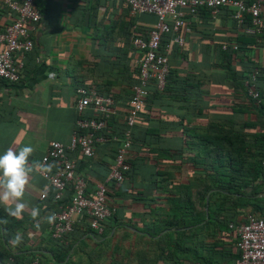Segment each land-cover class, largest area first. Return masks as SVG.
Wrapping results in <instances>:
<instances>
[{"label": "trees", "instance_id": "16d2710c", "mask_svg": "<svg viewBox=\"0 0 264 264\" xmlns=\"http://www.w3.org/2000/svg\"><path fill=\"white\" fill-rule=\"evenodd\" d=\"M3 8L11 19L1 24V29L17 19L14 10L6 4ZM249 25L251 17L247 16L242 26L246 29ZM134 32L139 33L136 27L131 34ZM166 35L163 44L169 41ZM235 36L240 37L236 40L238 49H223V43L222 61L218 64L223 70V83L228 86L229 111H221L222 105L215 98H212L215 103L209 105L208 99L204 105L202 98L200 102L193 96V90L204 85L199 73L189 72L182 77L170 68L164 90H159L151 79L145 104L132 128L127 156L129 170L123 179L107 183L108 203L116 206L117 212L103 222L102 233L90 226L89 215H80V219L86 220L83 227L78 221L66 241L53 238L56 248L50 251V258L54 264H235L241 252L238 235L230 223L240 222L241 216L244 217L241 222H247L250 212L264 216V60L258 56V48L264 47V33L245 32L242 37ZM231 40L234 39L226 43L230 44ZM180 47L185 54V46ZM132 49V72L124 82L127 87L120 90L121 95L109 93L125 116L113 114L106 119V126L96 132V136H103L106 141L95 144L96 153L97 148L106 144L115 146L117 152L119 141L114 137H120L127 128L126 115L131 107L133 86L140 81L138 59L142 57L134 45ZM20 54L21 58L31 55ZM256 69L259 104L248 96L246 86V79ZM210 106L212 115L206 114L204 119L203 114ZM216 108L220 111H214ZM81 115L102 117L91 108ZM76 151L84 156L81 147ZM115 156L116 153L112 155L107 175ZM76 172L81 174L77 167ZM85 178L87 191L93 194L101 177L88 173ZM71 194L70 187L64 203L70 201ZM123 210L133 211L127 221ZM3 217L0 212V219L6 225ZM115 226L126 237L137 236L135 248H125L115 234L109 237ZM88 233L92 234L89 237L94 244L92 248L87 238H82ZM2 240L0 237V244ZM10 256H15V252L0 250L2 264H8L6 259ZM45 257L49 262V255ZM32 260L24 259L23 264Z\"/></svg>", "mask_w": 264, "mask_h": 264}, {"label": "crops", "instance_id": "0c3cea01", "mask_svg": "<svg viewBox=\"0 0 264 264\" xmlns=\"http://www.w3.org/2000/svg\"><path fill=\"white\" fill-rule=\"evenodd\" d=\"M4 3L0 0V25L11 19L3 8ZM36 7L43 18L35 32V47L28 53L31 55L24 57L23 54L26 68L21 80L14 83L0 78V154L9 148L19 151L25 145L34 147L29 157V165L34 170L29 175L22 199L26 207L22 213L12 214L16 201L0 202V212L7 223L5 225L0 219V237H3L0 250L15 252V256L6 259L8 264H23L24 259L34 261L36 258L42 264L55 263L50 258V251L56 248L55 240L47 219L55 210V201L52 194L47 198L43 196L52 187L39 171L41 161L52 141L71 143L79 113L76 107L78 87L89 85L98 88L103 95L111 92L121 95L120 90L127 87L124 83L127 75L131 76L132 72L133 27L139 34L148 36L158 20L151 13L134 14L125 0H36ZM234 12L235 8L230 6L223 8L217 16L208 9L200 11L191 19L193 30L186 35V53L183 54L179 45H174L177 50H173L170 57L171 68L180 76L194 72L204 80L201 88L193 90V96L199 101L202 98L200 102L204 105L208 99L210 105L215 98L217 104L222 105L219 109L226 113L229 111L226 108L228 86L223 83V70L218 67L222 61L221 45L231 38L234 40L230 44H236L239 36L235 35L245 34L242 24L234 19ZM166 38L169 40L172 35L168 34ZM139 54L143 55V51ZM258 56L264 60V47L258 48ZM18 57L21 58L20 53ZM115 106L114 115L125 116L117 102ZM212 112L210 106L203 114L204 119ZM255 115L253 113L252 117ZM176 135L179 136L177 132ZM106 145L97 148L91 158L76 150L70 152L81 174L100 176L99 183L107 181V169L116 153L115 146ZM89 190L93 188L89 187ZM33 208L39 210L37 216L32 215ZM132 212L123 210L124 220L127 221ZM242 219L243 216L238 220ZM85 221L80 219L79 225L83 227ZM17 234L21 236L19 243L15 242ZM113 234L116 240L123 241L125 248H135V234L126 237L116 226L109 237ZM89 237H92L91 233L82 238H87L86 242L92 248L94 244ZM45 254L49 255V262Z\"/></svg>", "mask_w": 264, "mask_h": 264}, {"label": "built area", "instance_id": "2783aa9c", "mask_svg": "<svg viewBox=\"0 0 264 264\" xmlns=\"http://www.w3.org/2000/svg\"><path fill=\"white\" fill-rule=\"evenodd\" d=\"M5 4L17 13V19L0 30V78L9 82H19L25 59H18V53H29L35 47V32L38 30L43 14L36 7V0H4ZM134 14L151 13L158 20L150 30L148 36L137 32L132 34V44L143 51L140 63V81L133 86L131 107L126 115L127 128L124 133L114 140L119 141L114 162L107 177V181L99 183L93 194L87 191V180L84 175L76 172L77 162L70 154L81 147L84 156H95V144L105 141L103 136H96V132L106 126V119L115 112V99L103 95L95 87L80 86L76 93L79 96L76 107L80 114L76 120V130L70 144L54 140L51 142L47 154L43 157L39 171L51 184L52 190L44 192V198L53 193L57 209L52 213L50 222L51 235L59 241H66L68 234L74 231L82 214L91 217L90 226L102 233L103 222L114 215L117 208L111 206L107 200V183L123 179L129 170L127 156L131 146L132 128L137 115L145 104L148 95V85L151 79L159 90H164L170 73V57L174 45L184 46L186 35L193 30L192 17H196L202 8H207L213 16H217L223 7H234V19L244 24L247 16L251 17V25L245 32L262 35L264 33V0H125ZM164 34H171L172 38L163 44ZM232 47L237 50V44L224 43L223 49ZM258 69L246 79L248 96L257 104L260 103V92L257 85ZM88 108L96 110L102 117H83ZM264 164V160H263ZM47 165H53L47 171ZM72 188L71 199L64 203L68 188ZM238 235V247L241 255L235 264H264V216L248 213L247 222H231ZM0 264L1 261H0ZM30 264H41L36 258ZM201 264V263H196Z\"/></svg>", "mask_w": 264, "mask_h": 264}, {"label": "clouds", "instance_id": "9594fccd", "mask_svg": "<svg viewBox=\"0 0 264 264\" xmlns=\"http://www.w3.org/2000/svg\"><path fill=\"white\" fill-rule=\"evenodd\" d=\"M34 147L25 145L19 151L12 148L0 154V202L8 200L16 201L15 210L12 214H20L26 207L22 202L25 187L28 184L29 175L33 172V167L29 165V157L33 154ZM53 165H47L46 170L51 171ZM39 210L33 208L32 215L37 216ZM53 216H49L48 222H52ZM21 240L20 234L15 237V242Z\"/></svg>", "mask_w": 264, "mask_h": 264}, {"label": "water", "instance_id": "95a60500", "mask_svg": "<svg viewBox=\"0 0 264 264\" xmlns=\"http://www.w3.org/2000/svg\"><path fill=\"white\" fill-rule=\"evenodd\" d=\"M208 197H209V195H208ZM207 210H208V208H207Z\"/></svg>", "mask_w": 264, "mask_h": 264}]
</instances>
